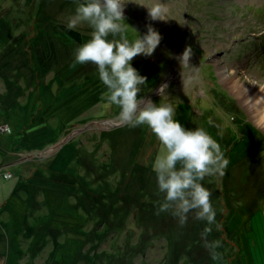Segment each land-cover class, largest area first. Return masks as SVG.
I'll return each mask as SVG.
<instances>
[{
  "label": "rangeland",
  "instance_id": "1",
  "mask_svg": "<svg viewBox=\"0 0 264 264\" xmlns=\"http://www.w3.org/2000/svg\"><path fill=\"white\" fill-rule=\"evenodd\" d=\"M124 2L130 42L148 26L162 37L131 61L147 78L138 98L172 104L229 161V175L201 181L215 224L156 215L164 194L152 165L164 147L104 106L95 64L70 68L93 31L67 27L83 0H0V264H264V128L246 103L264 90V0ZM158 3L163 21L149 16ZM186 48L189 65L178 59ZM205 227L222 260L204 247Z\"/></svg>",
  "mask_w": 264,
  "mask_h": 264
},
{
  "label": "clouds",
  "instance_id": "2",
  "mask_svg": "<svg viewBox=\"0 0 264 264\" xmlns=\"http://www.w3.org/2000/svg\"><path fill=\"white\" fill-rule=\"evenodd\" d=\"M125 4L124 0H83L77 5L67 27L74 29L86 22L93 31L91 39L75 50L70 68L74 69L78 64H95L99 79L106 88L101 97L104 106L120 109L117 119L122 125L132 128L147 125L164 147L165 154L157 155L152 165L159 193L164 194L163 200L158 201L156 215L170 212L182 227L187 222L188 213L194 212L195 219L213 225L216 213L210 201L211 193L201 181L206 176H223L229 161L220 145L203 128L187 130L176 121L172 104L157 105L150 99L138 98L147 78L132 67L131 61L140 55L150 57L162 37L148 26L142 37L133 29L138 36L130 42L126 36L130 27L125 23ZM148 11L152 20H162L166 8L158 3ZM109 35L113 37L111 41L107 39ZM192 54V49L186 48L178 57L180 63L189 65ZM261 100L264 98L256 99L254 103ZM216 227L219 229V225ZM211 231V227H205L201 237L211 259L219 261L223 257L216 249L221 247V242L207 240Z\"/></svg>",
  "mask_w": 264,
  "mask_h": 264
},
{
  "label": "bare ground",
  "instance_id": "3",
  "mask_svg": "<svg viewBox=\"0 0 264 264\" xmlns=\"http://www.w3.org/2000/svg\"><path fill=\"white\" fill-rule=\"evenodd\" d=\"M25 36L27 35L26 34V32H25V34H24ZM11 38V37H10ZM25 39H27V37H25ZM11 41V39H9V42ZM19 42H21V43H16V45H18V44H23L24 46L26 45V44H24L25 42H26V40H24V41H21V39H19ZM69 53H70V51H69ZM70 54H73V53H70ZM70 54H67L68 55V57L69 56H71ZM42 73H44V72H42ZM35 80V79H34ZM39 82V81H38ZM247 90L248 89H246V90H240V93H239V96H241V94H242V96H246V95H248L249 93L247 92ZM260 98H264V90L263 91H258L257 93H255L254 95H252V96H250V98L249 99H251L252 100V102H250L249 100H247L246 101V103H247V105H248V107H249V109L252 111V113H253V116L254 117H256L257 118V124H258V126H261V127H263L264 128V100H261L260 102H258V103H254L255 102V100L256 99H260ZM72 135H75V132H73L72 133ZM98 169V168H97ZM227 169V168H226ZM228 171H227V174L229 175V173L231 172V170H229V169H227ZM100 172L101 173H103L104 172V170H101L100 169ZM105 174V173H104ZM137 174V175H136ZM139 173L137 172H134L131 176H130V174L128 173L126 176L124 175V172H123V176H125V177H123L122 179H123V183H127L128 181H132V182H137V181H139V175H138ZM136 175V176H135ZM138 176V177H137ZM229 178V177H228ZM88 181V180H87ZM120 186L121 187H123V188H125L126 190H128V186L127 185H125V184H120ZM143 185H141L140 187H138V188H135V190H140V188L142 187ZM79 187L80 188H82V186L81 185H79ZM142 189H144V188H142ZM147 189V188H146ZM146 198H147V195H144ZM126 201H127V199H126ZM125 201V202H126ZM128 209V208H127Z\"/></svg>",
  "mask_w": 264,
  "mask_h": 264
},
{
  "label": "trees",
  "instance_id": "4",
  "mask_svg": "<svg viewBox=\"0 0 264 264\" xmlns=\"http://www.w3.org/2000/svg\"><path fill=\"white\" fill-rule=\"evenodd\" d=\"M264 14V8L263 9H260L259 8V10L257 11V16L259 17V16H262ZM80 41V40H79ZM41 45V47L44 49L45 48V45H43V44H40Z\"/></svg>",
  "mask_w": 264,
  "mask_h": 264
}]
</instances>
